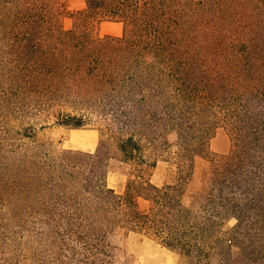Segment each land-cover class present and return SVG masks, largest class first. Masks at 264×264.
<instances>
[{
  "label": "trees",
  "instance_id": "obj_1",
  "mask_svg": "<svg viewBox=\"0 0 264 264\" xmlns=\"http://www.w3.org/2000/svg\"><path fill=\"white\" fill-rule=\"evenodd\" d=\"M99 21L122 23V35L95 37ZM0 43V83L30 106L109 124L81 179L47 170L38 149L0 151V207L18 211L10 221L25 224L29 204L78 211L39 219L60 247L81 250L68 264H110L106 239L117 230L156 241L178 264H234L233 247L245 252L250 233L264 235V0H84L78 10L0 0ZM221 127L232 149L217 156L210 131ZM197 157L209 160L211 178L187 206ZM112 160L130 166L122 193L105 182ZM158 162L175 169L173 181H151Z\"/></svg>",
  "mask_w": 264,
  "mask_h": 264
},
{
  "label": "rangeland",
  "instance_id": "obj_2",
  "mask_svg": "<svg viewBox=\"0 0 264 264\" xmlns=\"http://www.w3.org/2000/svg\"><path fill=\"white\" fill-rule=\"evenodd\" d=\"M64 1L70 10L84 7V0ZM73 21L70 17H66L64 26L70 28ZM123 29L122 23L113 21L95 22L92 27L95 37L121 36ZM4 46L6 44L0 43V47ZM199 50L205 51V47L201 46ZM207 52L208 50L205 51L206 55H208ZM244 92L248 97L256 93L254 90ZM33 107L35 106H30L20 92V88L11 86L7 82L0 83V151L6 152L19 145L23 147V150L29 149L36 152L38 149L41 161L49 165L47 170L58 176L74 175L79 179L83 178L84 172L91 168L90 154H94L99 145L102 138L101 130L109 124L104 125L96 121L82 123L60 121L56 117L55 109L43 110ZM210 133L213 135L210 140L212 152L217 156L230 153L232 142L227 127L218 128L215 132L213 128ZM168 140L171 143L175 142L176 135L170 133ZM129 170L130 166L126 164L110 161L105 180L107 187L122 193L126 187ZM174 170L166 163L158 162L151 181L156 185L173 181ZM210 178L211 163L207 159L197 157L193 174L185 186L183 195L185 205L190 206L193 202L200 201L202 194L209 186ZM73 191L76 189L66 190L65 201L70 204L74 202L73 197H70ZM50 198L59 200L56 196ZM140 204L145 205L142 201ZM29 205L27 212L30 216H23L25 224L8 219L12 215L17 216L18 211L14 206L4 201L0 207V217L5 219L3 227H0V264H68L69 261H66L65 256L73 257L78 252L81 253L80 249L77 251L70 249V245L60 247L57 243L61 237L60 234H57L54 228L46 227L42 221H39L48 216L78 211L52 207L44 209L40 205ZM32 217H36V220L31 219ZM234 224L235 221L232 220L230 226ZM63 236L68 243L70 235ZM250 238L255 241L254 247H251L252 243L249 241L245 252L237 247L232 248L234 264H264V235L256 231L250 233ZM106 240L111 246L108 248L112 255L110 264H178L179 261V256L175 252L141 234L117 230L108 235Z\"/></svg>",
  "mask_w": 264,
  "mask_h": 264
}]
</instances>
